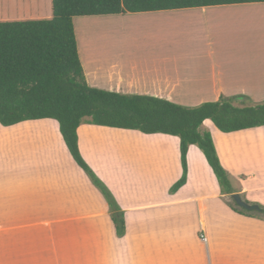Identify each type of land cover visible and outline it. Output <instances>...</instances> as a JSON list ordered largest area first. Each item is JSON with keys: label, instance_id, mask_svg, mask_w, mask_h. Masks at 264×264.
<instances>
[{"label": "crops", "instance_id": "obj_1", "mask_svg": "<svg viewBox=\"0 0 264 264\" xmlns=\"http://www.w3.org/2000/svg\"><path fill=\"white\" fill-rule=\"evenodd\" d=\"M229 13L221 49L207 47L213 19ZM51 17L52 0H0V22ZM73 27L90 88L186 107L220 98L264 101V3L84 16ZM181 40L202 47L180 49ZM45 121L53 120L28 122ZM117 131L132 132L82 123L77 140L124 212L121 238L59 126L0 135V264H65L71 257L78 264H264V222L232 211L231 195L220 194L196 146L187 152L186 184L170 194L182 173L179 139ZM210 134L222 167L239 182L234 194L264 207V127L222 134L212 125Z\"/></svg>", "mask_w": 264, "mask_h": 264}, {"label": "trees", "instance_id": "obj_2", "mask_svg": "<svg viewBox=\"0 0 264 264\" xmlns=\"http://www.w3.org/2000/svg\"><path fill=\"white\" fill-rule=\"evenodd\" d=\"M255 3L264 0H52L49 20L0 22V125L57 122L73 162L107 203L118 238L125 235L124 212L79 152L77 129L87 118L89 124L98 127L178 138L182 173L170 194L186 184L187 152L190 146H196L212 171L220 194L232 195L234 190L211 134L201 133L200 127L210 121L222 134L264 127V103L246 106L251 103L247 98L241 97L244 101L239 105L234 98H220L190 108L153 97L90 88L78 57L73 19ZM232 202L233 212L245 216L256 213L264 219V207L257 205L258 211L249 212L235 209Z\"/></svg>", "mask_w": 264, "mask_h": 264}, {"label": "rangeland", "instance_id": "obj_3", "mask_svg": "<svg viewBox=\"0 0 264 264\" xmlns=\"http://www.w3.org/2000/svg\"><path fill=\"white\" fill-rule=\"evenodd\" d=\"M31 1H34V0H31ZM35 2H39V0H35ZM231 11V10H230ZM234 13H237V12H234ZM233 13H229V14H223V15H218L217 17H215L216 19H213V22L211 24V28H210V37H211V40L212 42L210 44H207V47L213 49V50H216V49H221V46H222V38H223V35L226 34L227 32V27H226V22L228 21V23L231 22L230 19H233L234 16L232 15ZM234 24L236 25L237 22L236 20L234 21ZM134 30V32H139L140 33V29H132ZM116 32L118 35H121L123 33V29L122 28H117L116 29ZM179 46L180 49H196V48H201L202 47V42H183V40H181L179 42ZM264 101H262L261 103H250V104H247L246 106H252V105H260V104H263ZM246 104V103H245ZM199 106V105H198ZM242 106H245V105H242ZM186 107V106H184ZM197 107V106H196ZM190 108H193V107H190ZM90 119H85L83 121V124H89ZM45 123H51L52 125H55L57 127V131H58V125L56 122H53V121H45V122H27V123H24V124H21V125H18L16 127H12V128H4V127H1L0 126V135L2 133H4L3 136H5L4 138L5 139H8L10 137V133L8 132H12L14 129H18V128H33V127H42L43 124ZM212 129V124L211 122H207V124H204L200 127V132L201 133H205V132H208L210 133V130ZM117 133H125L126 135H139L138 132H135V131H132V132H123V131H117ZM155 137H159V136H155ZM163 137V136H162ZM2 139V138H0ZM177 139V138H176ZM213 139V138H212ZM178 141V139H177ZM218 142V141H217ZM171 154H173V151H171ZM202 157V156H201ZM219 158V157H218ZM200 162V161H199ZM227 173V172H226ZM207 174H205L206 176ZM211 176V175H210ZM227 176H228V179L231 183V186L233 188H238L239 186V182L238 180L231 174L227 173ZM99 191V190H98ZM230 202L231 204H233L232 202V199H230ZM233 207L235 209H242L240 207H238L236 204L233 205ZM253 216L255 218H257L258 220L264 222V219L261 218V216L259 215H256V213H252ZM219 237V239H221V235H217ZM197 238H199L200 240H204V237L201 233H197ZM73 251H76L77 249H72ZM76 254H73L72 256H74ZM195 255H201V254H195ZM127 255H120V258H117L118 260H120L121 262H125L127 261L128 258H126ZM46 257H43V260H45ZM47 259H51V257L48 255L47 256ZM65 264H78L77 262H75V260L71 257V259H66L65 260ZM121 264H125V263H121Z\"/></svg>", "mask_w": 264, "mask_h": 264}, {"label": "water", "instance_id": "obj_4", "mask_svg": "<svg viewBox=\"0 0 264 264\" xmlns=\"http://www.w3.org/2000/svg\"><path fill=\"white\" fill-rule=\"evenodd\" d=\"M231 199L235 202V204L238 207H240V208H242V209H244L246 211L251 212V211H258L259 210V207L257 205H249V204L245 203L241 199L239 194H232L231 195Z\"/></svg>", "mask_w": 264, "mask_h": 264}]
</instances>
